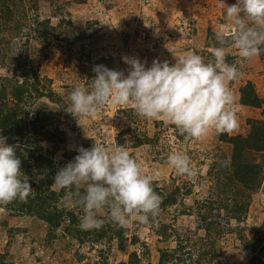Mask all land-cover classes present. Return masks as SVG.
<instances>
[{
    "label": "rangeland",
    "instance_id": "374dc122",
    "mask_svg": "<svg viewBox=\"0 0 264 264\" xmlns=\"http://www.w3.org/2000/svg\"><path fill=\"white\" fill-rule=\"evenodd\" d=\"M236 2L225 0L227 5ZM35 17L41 23L49 20L48 26L53 27L63 19L65 23L62 27L73 28L64 32L68 37H77L82 32L85 37L77 39L70 49L64 42L53 38L46 46H42L33 36ZM23 19L26 26L22 35L12 41V49L15 51L18 45L23 48L25 45L22 44L28 41V61L38 69L41 78L52 80V91L61 96L67 106L70 103L67 97L74 85L90 87L92 78L87 77V70L94 62L109 69L124 71L125 75L128 65L123 62L124 56L138 57L142 62L147 61L146 67H151L155 59L174 64L176 57L190 51L201 55L205 62H211L213 56L210 49L213 47L206 46L210 42V35H215L222 25L228 26L219 0H57L53 5L40 1L37 10L28 11ZM11 20L12 23L19 21L17 16ZM62 29L57 26L56 32ZM70 31L73 33L70 34ZM32 46L37 49L32 51ZM263 51L264 48L261 53ZM261 53L243 63L234 48L226 56V61L229 64L236 63L241 72L239 78L228 82L235 96L238 121V127L228 135L245 134L246 120L249 118L264 121V105L259 109L241 106L237 93L241 84L251 81L258 96L264 99V61ZM13 68L15 66L5 60L4 64H0V77L16 79ZM5 93L8 96L9 89ZM8 100H11L10 96ZM41 103L47 104L53 111H59L56 105L45 99L39 100L37 105ZM36 107L30 104L23 106L25 111H29V117ZM77 119L68 113V118L60 124V130L64 133L62 143L56 144L53 140L43 143L54 150L57 162L62 161V155L72 151L80 141L96 142L105 147L117 145L115 137L118 132L129 129L131 137L125 134V147L140 163L143 172L152 178L154 190L161 198L172 196L174 202L163 210L159 208L158 214L149 217L147 222L137 218L129 225L119 227L110 221L104 241L95 242V236L91 235L83 244L71 239L66 231L63 234L62 228L53 231V236L48 239L44 222L35 217H12L0 207V253L6 254V263L101 264L102 259H107L109 263L127 264L128 256L135 252L139 257L138 264H158L161 251L177 249L175 254L186 262L174 261L173 264H195L198 253L206 248L201 247L198 241L199 237L204 236L203 231L198 229L203 223L201 217L207 213L201 207L202 201L210 195H216V184L210 169L212 165L217 168L216 164L227 160L230 155V146L219 141L221 134L213 131L201 139L185 141L181 135L182 138H178L175 126L165 123L163 119H144L130 107L111 103L105 105L96 116ZM143 134L151 142L133 147L130 140ZM174 152L189 157L196 173L194 177L181 175L166 163L167 156ZM34 176L41 177L34 172L31 177L34 181H37ZM52 184L51 189L59 191ZM57 206L73 211L81 222L84 214L82 209L65 207L60 200ZM107 217L108 212L105 210L99 218L104 220ZM230 223L234 228L238 226V230L226 232L216 240L214 248L217 258L209 264H250L251 257L260 247L264 251V182L252 194L248 211L240 223L233 220ZM9 228L17 230L12 237L7 236ZM162 229H166L167 237ZM239 235L244 240H240ZM119 243L124 244L123 250H119ZM252 245H255L256 252ZM208 258L203 262L207 263Z\"/></svg>",
    "mask_w": 264,
    "mask_h": 264
},
{
    "label": "clouds",
    "instance_id": "9594fccd",
    "mask_svg": "<svg viewBox=\"0 0 264 264\" xmlns=\"http://www.w3.org/2000/svg\"><path fill=\"white\" fill-rule=\"evenodd\" d=\"M219 5L228 26L222 25L215 33L217 46L210 49L211 62L189 51L175 56L174 64L155 59L151 67L138 57L124 56L127 75L94 65L90 87L74 86L64 110L77 119L96 116L109 103L130 107L141 118L163 119L174 125L185 141L201 139L213 131H234L238 127L235 96L228 82L239 78L241 72L226 56L233 48L241 63L260 55L264 48V0H237L233 5L219 0ZM7 141L8 137L0 134V205L27 202L33 191L30 178L22 176L18 145ZM75 150L78 154L59 168L52 187L63 191L60 202L65 207L82 209V230L100 228L104 221L99 217L105 210L119 227L137 218L147 222L158 214L162 198L125 146L105 147L95 142L91 148ZM166 163L181 175L191 178L196 174L189 157L181 152L170 153Z\"/></svg>",
    "mask_w": 264,
    "mask_h": 264
},
{
    "label": "trees",
    "instance_id": "16d2710c",
    "mask_svg": "<svg viewBox=\"0 0 264 264\" xmlns=\"http://www.w3.org/2000/svg\"><path fill=\"white\" fill-rule=\"evenodd\" d=\"M40 1L53 5L57 0H0V19L2 21L0 24V33L2 34H0V64H4L5 60L9 61L10 65L15 66L13 71H15L16 79H19L0 77L2 83L0 86V134L8 137L7 142L9 144L18 145L17 155L22 161V176L26 174L30 178L29 182L33 189L27 198V202L14 201L7 205H0V207L12 217L38 218L47 225L48 239L53 236V231L62 228L63 234L66 231V235L78 243L83 244L91 235L95 236V242L101 243L109 231L110 220L108 217L103 220L104 223L108 224H102L100 228L82 230L79 217L73 211H67L57 206L63 191L51 189L53 178L59 168L64 167L78 154L75 149L80 146L86 149L91 148L93 144L89 141H83V143L80 141L72 151L62 155V161L57 162L54 159V150L45 147L43 143L50 140L56 144L63 142L64 133L60 130V124L66 117L68 118V113L64 110L67 107L66 102L52 91V80L47 77L41 78L38 69L28 61L30 47L27 46V40L26 43L22 44L25 45L22 46L23 48L18 45L15 51L12 49V41L17 36L22 35V30L26 26L23 18H26L28 11H36ZM15 16L19 19L18 23H12L11 19ZM64 23L63 19L59 21L57 26L63 29L56 32L57 26H48L49 20L41 23L39 18L35 17L33 19L35 41L37 40L40 45L46 46L53 38L64 42L70 49L75 41L84 38L85 34L82 32L77 37H68V34L64 32L73 28L62 27ZM34 33H39V35L36 36ZM72 33L70 31V34ZM210 36V42L206 46L208 48L217 46L215 35ZM32 47L34 48L32 51L37 49ZM261 57L264 61V51L261 53ZM96 64L97 62H94L87 70L88 78H94L95 73L92 69ZM7 89H9L8 96L11 100H8V96H6ZM237 93L238 104L241 106L259 109L264 105V99L258 96L251 81H245L241 84ZM41 99L53 103L59 111L49 109L45 103L37 105ZM27 104L34 108L37 106L36 111L30 117L28 116L29 111H25L23 108ZM246 127L245 134L228 135L224 133L219 137L220 142L230 146V155L227 160L223 159L217 163V168L212 165L210 169L216 184L214 189L216 195H210L202 201L201 207L205 208L207 213L201 217L203 223H200L198 228L203 231L205 236L198 239L201 247L206 246L207 248L208 244L210 246L207 249H200L201 252L198 253L195 264H209L217 258L214 248L216 240L226 232L238 230V226L232 227L230 221L240 223L248 211L252 194L264 182V121L249 118L246 120ZM130 133L129 129L118 132L115 137L116 144L125 146V142H127L125 134L130 138ZM177 136L179 139L182 138L179 133ZM130 142L133 147H139L151 142V140L143 134L133 137ZM34 172L41 175V177L34 176L37 181L31 179ZM152 186L154 188L155 184L152 183ZM171 202H174L172 196L163 197L160 209H165L166 205L171 204ZM241 231H237V233L240 234ZM16 232L17 230L12 228L6 231L8 237L14 236ZM162 232L167 237L166 229H162ZM238 238L244 240L242 235H239ZM250 244L254 243L251 242ZM246 246H248L247 243ZM118 248L123 250L124 244L119 243ZM255 248L254 245L252 249L256 252ZM176 252L177 249L161 251L158 264H173L174 261L185 263L186 260L180 259L179 255L175 254ZM207 257L209 260L204 263L203 261ZM5 259L6 254L0 253V264H7ZM138 262L137 254L135 252L130 253L127 264H138ZM101 264H124V262L109 263L107 259H102ZM250 264H264V251H261V247L251 257Z\"/></svg>",
    "mask_w": 264,
    "mask_h": 264
}]
</instances>
